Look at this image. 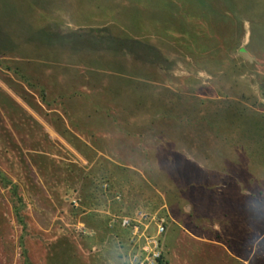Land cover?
Segmentation results:
<instances>
[{"label":"rangeland","instance_id":"1","mask_svg":"<svg viewBox=\"0 0 264 264\" xmlns=\"http://www.w3.org/2000/svg\"><path fill=\"white\" fill-rule=\"evenodd\" d=\"M237 185L264 264V0H0V264H211Z\"/></svg>","mask_w":264,"mask_h":264},{"label":"crops","instance_id":"2","mask_svg":"<svg viewBox=\"0 0 264 264\" xmlns=\"http://www.w3.org/2000/svg\"><path fill=\"white\" fill-rule=\"evenodd\" d=\"M239 188V189H238ZM233 189L236 190L235 194H239L237 197L234 194L232 196V198L226 201L227 195H225V193L218 198V202L214 201V207L216 208H221L220 210L226 215L229 216L232 214V217H235L234 215V209H236L237 213L240 210H244L245 209V204H243L244 202L239 201V199L246 194V191H244L242 189V186L237 185V187H234ZM229 191V190H228ZM231 200V201H230ZM220 203V204H219ZM222 204L223 207H220V205ZM240 216H237L235 218H233L232 223H236L238 224L239 228H235L233 229V232H226V228L223 227L220 223L217 222H213L212 228L210 230V232H212V237H206L204 234L198 235V233L196 234H191V232H188V230H186L185 228L182 227V230L184 233L185 231H187L185 234V238H188V240H193L196 242H203L207 245L208 247V254H210V256H207L209 258V261L211 262V264H216V263H220L222 264H247V258L244 257V255L240 254L239 252V247H240V239H241V231L240 232H236V230H240L242 229L240 227L241 225V221H240ZM243 225V223H242ZM202 233L203 230L199 229ZM238 242H237V241ZM186 240H183V243H185ZM190 242V241H188ZM234 242V243H233ZM232 244H234L235 248L234 249L232 246ZM203 257L206 256H202L200 258V260L203 259ZM207 258V259H208ZM212 258H214V261L211 260ZM206 260V259H204ZM208 262V261H207ZM199 263V262H198ZM202 264V263H201Z\"/></svg>","mask_w":264,"mask_h":264},{"label":"built area","instance_id":"3","mask_svg":"<svg viewBox=\"0 0 264 264\" xmlns=\"http://www.w3.org/2000/svg\"><path fill=\"white\" fill-rule=\"evenodd\" d=\"M147 214L140 213L137 218L123 217L121 226L130 234V245L134 247L127 264H159L161 259L160 237L164 233L163 219L154 221V232L149 230Z\"/></svg>","mask_w":264,"mask_h":264},{"label":"water","instance_id":"4","mask_svg":"<svg viewBox=\"0 0 264 264\" xmlns=\"http://www.w3.org/2000/svg\"><path fill=\"white\" fill-rule=\"evenodd\" d=\"M240 53H241L244 57H246L247 59L251 60V58L248 56V54L246 53V51L241 50Z\"/></svg>","mask_w":264,"mask_h":264},{"label":"trees","instance_id":"5","mask_svg":"<svg viewBox=\"0 0 264 264\" xmlns=\"http://www.w3.org/2000/svg\"><path fill=\"white\" fill-rule=\"evenodd\" d=\"M161 262V259H159V263Z\"/></svg>","mask_w":264,"mask_h":264}]
</instances>
